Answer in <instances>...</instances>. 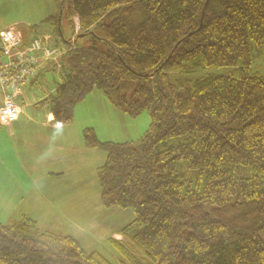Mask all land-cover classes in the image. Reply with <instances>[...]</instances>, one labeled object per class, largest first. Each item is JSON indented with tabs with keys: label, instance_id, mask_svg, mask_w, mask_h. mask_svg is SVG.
Returning a JSON list of instances; mask_svg holds the SVG:
<instances>
[{
	"label": "trees",
	"instance_id": "trees-1",
	"mask_svg": "<svg viewBox=\"0 0 264 264\" xmlns=\"http://www.w3.org/2000/svg\"><path fill=\"white\" fill-rule=\"evenodd\" d=\"M53 2L56 13L22 30L23 46L47 34L75 47L29 82L46 66L60 81L35 106L71 124L98 90L131 119L148 114L134 141L81 131L85 149L106 155L101 205L135 216L118 234L142 255L108 239L120 264H264V77L252 71L264 0ZM186 68L208 73L175 75ZM0 264L115 263L23 217L0 223Z\"/></svg>",
	"mask_w": 264,
	"mask_h": 264
},
{
	"label": "rangeland",
	"instance_id": "rangeland-1",
	"mask_svg": "<svg viewBox=\"0 0 264 264\" xmlns=\"http://www.w3.org/2000/svg\"><path fill=\"white\" fill-rule=\"evenodd\" d=\"M35 2L37 5L40 2L43 13L47 11L48 3V10L54 9L53 0H35ZM19 9L21 10V6H18L14 12L20 14ZM38 16L36 12L32 19L37 20ZM64 35L68 38L69 32L65 30ZM226 71L225 69L213 72ZM252 71L264 77L263 57L255 56ZM48 72L49 78L45 84L47 87L40 88L39 93L34 94L29 100L30 103L40 100L51 90L50 86L58 83V77ZM206 73H208L206 70L186 68L175 75L198 77ZM75 122L77 126L70 129L71 132L74 131L69 139V145H66L68 156L65 158L67 160L65 163L67 167H71L74 162H70L69 159L73 158L77 167L66 171L61 177L55 174L54 177H58L57 179H47L43 171L49 165L48 158L40 157L36 160L35 167L30 170L32 177L29 180L25 178L22 180L27 188L25 203L4 223L10 219L21 220L22 215H26L35 220L40 229L73 236L87 252L96 251L115 264H120L122 257L113 249L108 239L122 240L133 254L142 255L135 246L129 245L127 238L123 239L118 234L134 220L135 216L131 209L105 208L101 205L97 168L104 163L106 155L96 149H85L79 129L93 128L101 141L115 143L134 141L147 130L148 114L143 113L137 119H131L126 112L112 106L100 91L94 90L84 102L76 106ZM70 130L68 129V132ZM42 151L47 152V150ZM50 151L53 156L58 154L54 149Z\"/></svg>",
	"mask_w": 264,
	"mask_h": 264
},
{
	"label": "crops",
	"instance_id": "crops-1",
	"mask_svg": "<svg viewBox=\"0 0 264 264\" xmlns=\"http://www.w3.org/2000/svg\"><path fill=\"white\" fill-rule=\"evenodd\" d=\"M38 4L35 0H1L0 31L6 27L14 26L20 33L22 30L26 32L28 26L37 24L56 13L54 3V9L49 11L48 3L47 11L44 13L40 2ZM18 6H21L20 14L14 12ZM36 12L39 15L37 20L32 19ZM44 30L43 32H46V28ZM48 71L50 68L46 66L35 82L24 85L23 96L17 101L21 110L18 121L6 126L0 125V223H4L6 219L14 216L20 206L25 203L27 188L22 180L24 178L29 180L32 177L30 170L35 167L36 160L40 157L48 158L49 165L43 171L47 179H57L77 165L73 158L69 160L75 165L67 167L65 163L67 161L65 158L68 156L66 145H69V139L74 131L71 132L70 129L77 126L75 116L74 122L71 124L53 123L52 115L46 106H35L37 102L45 99L48 94L54 91L57 83L50 86L51 90L40 100L35 103L29 102L34 94L39 93L40 88L47 87L45 84L49 78ZM58 82L60 81L58 80ZM1 103L0 96V105ZM82 129H79L80 135ZM79 144L81 145V143ZM50 149L56 150L58 154L55 153L56 156H53ZM42 150H47V152ZM55 174L59 176L54 177ZM23 217L27 216L22 215Z\"/></svg>",
	"mask_w": 264,
	"mask_h": 264
},
{
	"label": "built area",
	"instance_id": "built-area-1",
	"mask_svg": "<svg viewBox=\"0 0 264 264\" xmlns=\"http://www.w3.org/2000/svg\"><path fill=\"white\" fill-rule=\"evenodd\" d=\"M74 47L73 41L55 42L47 34H39L23 46L21 33L14 26L0 31V125H10L19 119L21 110L17 101L23 96V87L37 76L42 66L51 61L58 71L59 59Z\"/></svg>",
	"mask_w": 264,
	"mask_h": 264
}]
</instances>
